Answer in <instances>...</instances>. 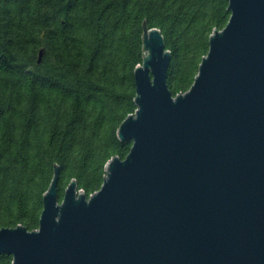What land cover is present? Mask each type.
I'll return each mask as SVG.
<instances>
[{
  "label": "water",
  "instance_id": "obj_1",
  "mask_svg": "<svg viewBox=\"0 0 264 264\" xmlns=\"http://www.w3.org/2000/svg\"><path fill=\"white\" fill-rule=\"evenodd\" d=\"M190 86L172 94L170 51L142 19L126 155L86 196L75 177L38 227L0 226L11 264H264V0H228ZM43 49H39L40 61Z\"/></svg>",
  "mask_w": 264,
  "mask_h": 264
},
{
  "label": "trees",
  "instance_id": "obj_2",
  "mask_svg": "<svg viewBox=\"0 0 264 264\" xmlns=\"http://www.w3.org/2000/svg\"><path fill=\"white\" fill-rule=\"evenodd\" d=\"M228 0H0V226L38 227L43 193L59 164L86 196L131 140L116 130L136 109L133 69L142 19L170 51L167 83L185 91ZM42 56L37 61L39 49ZM12 257L0 253V264Z\"/></svg>",
  "mask_w": 264,
  "mask_h": 264
},
{
  "label": "built area",
  "instance_id": "obj_3",
  "mask_svg": "<svg viewBox=\"0 0 264 264\" xmlns=\"http://www.w3.org/2000/svg\"><path fill=\"white\" fill-rule=\"evenodd\" d=\"M80 189V188H79Z\"/></svg>",
  "mask_w": 264,
  "mask_h": 264
}]
</instances>
